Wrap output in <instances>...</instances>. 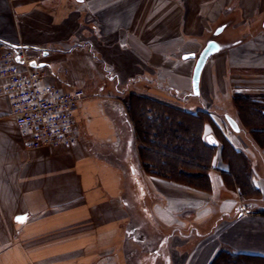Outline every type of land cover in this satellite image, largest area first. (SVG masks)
Returning <instances> with one entry per match:
<instances>
[{
    "label": "crops",
    "instance_id": "obj_1",
    "mask_svg": "<svg viewBox=\"0 0 264 264\" xmlns=\"http://www.w3.org/2000/svg\"><path fill=\"white\" fill-rule=\"evenodd\" d=\"M209 41L218 49L193 95ZM9 46L25 49L45 83L86 97L76 141L36 150L0 97V264H208L220 249L264 257V208L236 211L234 192L211 205L227 170L219 151L210 194L146 174L123 98L208 111L254 175L261 196L250 200L264 203V144L232 98L263 103L253 97L264 95V0H0V54ZM190 214L206 229L180 231Z\"/></svg>",
    "mask_w": 264,
    "mask_h": 264
},
{
    "label": "trees",
    "instance_id": "obj_2",
    "mask_svg": "<svg viewBox=\"0 0 264 264\" xmlns=\"http://www.w3.org/2000/svg\"><path fill=\"white\" fill-rule=\"evenodd\" d=\"M233 103L261 147L264 144V106L240 94L233 96ZM124 104L129 122L133 124L138 157L146 174L211 192L209 169L218 170L213 160L219 151L220 160L227 165L226 171L218 172L225 186H235V175L242 182L244 196L250 199L260 197L251 170L247 174L244 155L225 137L208 111L191 112L134 94H129ZM207 129L209 133H206ZM245 208L249 206L245 205ZM208 264H264V257L220 249Z\"/></svg>",
    "mask_w": 264,
    "mask_h": 264
},
{
    "label": "built area",
    "instance_id": "obj_3",
    "mask_svg": "<svg viewBox=\"0 0 264 264\" xmlns=\"http://www.w3.org/2000/svg\"><path fill=\"white\" fill-rule=\"evenodd\" d=\"M45 80L46 73L32 66L22 46H9L0 54V97L9 103L26 150L70 146L77 138L75 114L84 91Z\"/></svg>",
    "mask_w": 264,
    "mask_h": 264
},
{
    "label": "rangeland",
    "instance_id": "obj_4",
    "mask_svg": "<svg viewBox=\"0 0 264 264\" xmlns=\"http://www.w3.org/2000/svg\"><path fill=\"white\" fill-rule=\"evenodd\" d=\"M174 96H173V100H175L176 101V103L175 104H177V102H178V104L180 105V104H183L184 106H186V104L185 103H183L182 102V94H178L177 95V97L175 96V94L174 93H172ZM127 96H125V97H123V98H126ZM233 98V97H232ZM254 98V100H260V102H261V100H262V104H259V103H256V104H259V105H262V106H264V95H260V96H258V97H253ZM253 100V99H252ZM233 105H234V103H233ZM238 117H239V120H240V122H241V117H240V115H239V113H238ZM244 122L242 121L241 122V126H242V128L243 127H246V124H243ZM264 126V125H263ZM264 128V127H263ZM245 129V128H244ZM258 141V140H257ZM258 143L260 144V145H262V143H260V141H258ZM256 145V144H255ZM257 148L258 149H260V147L257 145ZM247 174H249V172H250V170H249V166H248V168H247ZM219 174V173H218ZM234 176V180H235V186L234 187H232V188H228V187H226L225 186V184L222 182V180L220 179V182H221V184H222V188L220 189V190H218L217 192H216V194H215V198H213V200L211 201V205L214 207V205H215V207L216 208H218V209H220L219 207H217V204H218V202H219V200L218 199H223V198H231L230 196H233V195H231V192H234V194L235 195H237V197L240 199V202H236L237 203V205L239 206V208L236 210V211H238V212H243V211H245V210H249V211H252V210H255V209H257V208H261V209H263L264 208V203H261V202H258V204L259 205H257V203H256V201L255 200H250V198H249V196H244L245 194H243V190H242V182L240 181V180H238V178H237V176H235V175H233ZM248 176V175H247ZM212 179V178H211ZM211 185H212V183H211ZM239 187V188H238ZM200 191H202V190H200ZM205 192V191H204ZM205 193H207V194H210V193H212V191L211 192H205ZM261 196V195H260ZM227 201V206H229V207H227V209H230L231 208V201H233V200H226ZM251 204V205H250ZM245 205H248L249 206V208H245ZM213 207H212V210H214V209H216V208H214L213 209ZM194 215L193 214H190L189 216H186L185 218H184V222H182V223H180V225H179V228H180V231H182V232H184V233H186V231H188V228H189V226L190 225H193V226H196V227H198V229H199V231L201 232L202 230H205L206 229V226H208V225H199L197 222H195V220H194ZM164 231H168V230H164ZM199 236H200V234H198ZM198 235H195L194 236V238H193V241L192 242H197V241H199L201 238H199V236ZM202 235V234H201ZM185 241V239H182V238H178V239H174L173 240V242L171 243V245L172 246H175V245H177V244H182L183 242Z\"/></svg>",
    "mask_w": 264,
    "mask_h": 264
},
{
    "label": "water",
    "instance_id": "obj_5",
    "mask_svg": "<svg viewBox=\"0 0 264 264\" xmlns=\"http://www.w3.org/2000/svg\"><path fill=\"white\" fill-rule=\"evenodd\" d=\"M217 49H218V45L214 41H209L196 57L195 64L191 74V92L193 95L198 94L199 77L205 61L211 54L216 52ZM225 119L229 124L230 128L234 131H237L236 123L228 116H225Z\"/></svg>",
    "mask_w": 264,
    "mask_h": 264
},
{
    "label": "snow or ice",
    "instance_id": "obj_6",
    "mask_svg": "<svg viewBox=\"0 0 264 264\" xmlns=\"http://www.w3.org/2000/svg\"><path fill=\"white\" fill-rule=\"evenodd\" d=\"M18 221H19V222H22V219H21V218H18Z\"/></svg>",
    "mask_w": 264,
    "mask_h": 264
}]
</instances>
